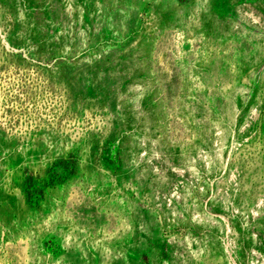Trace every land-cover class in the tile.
<instances>
[{
	"label": "rangeland",
	"instance_id": "rangeland-1",
	"mask_svg": "<svg viewBox=\"0 0 264 264\" xmlns=\"http://www.w3.org/2000/svg\"><path fill=\"white\" fill-rule=\"evenodd\" d=\"M0 264H264V0H0Z\"/></svg>",
	"mask_w": 264,
	"mask_h": 264
}]
</instances>
